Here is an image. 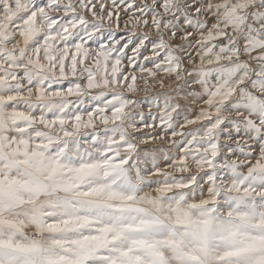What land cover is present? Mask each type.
Listing matches in <instances>:
<instances>
[{
    "label": "snow or ice",
    "instance_id": "snow-or-ice-1",
    "mask_svg": "<svg viewBox=\"0 0 264 264\" xmlns=\"http://www.w3.org/2000/svg\"><path fill=\"white\" fill-rule=\"evenodd\" d=\"M0 264H264V0H0Z\"/></svg>",
    "mask_w": 264,
    "mask_h": 264
},
{
    "label": "rangeland",
    "instance_id": "rangeland-1",
    "mask_svg": "<svg viewBox=\"0 0 264 264\" xmlns=\"http://www.w3.org/2000/svg\"><path fill=\"white\" fill-rule=\"evenodd\" d=\"M137 2H140V0H137Z\"/></svg>",
    "mask_w": 264,
    "mask_h": 264
}]
</instances>
